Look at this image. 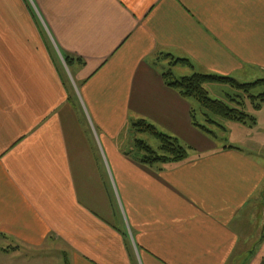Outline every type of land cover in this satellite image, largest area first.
<instances>
[{
  "label": "crops",
  "instance_id": "0c3cea01",
  "mask_svg": "<svg viewBox=\"0 0 264 264\" xmlns=\"http://www.w3.org/2000/svg\"><path fill=\"white\" fill-rule=\"evenodd\" d=\"M165 73L263 81L264 0H0V264H264V104L212 138Z\"/></svg>",
  "mask_w": 264,
  "mask_h": 264
},
{
  "label": "trees",
  "instance_id": "16d2710c",
  "mask_svg": "<svg viewBox=\"0 0 264 264\" xmlns=\"http://www.w3.org/2000/svg\"><path fill=\"white\" fill-rule=\"evenodd\" d=\"M69 61L70 59L67 58L66 62L69 63ZM163 78L167 82V85L177 90L184 99H191L196 103V108H192L190 111L191 123L194 127L212 138H216V134L211 131L210 127L222 128L219 124L221 121L249 123L253 126L255 118L244 111L246 102L251 105L254 111H258L262 104H264V93L259 95L251 94L254 86L259 84L264 85V80L258 81L255 84L240 85L229 78L199 74L183 78L179 81L173 80L169 73H165ZM213 82L230 84L239 94L230 96L227 102L213 100L208 97L204 89V85ZM137 126L139 128L137 131L148 133L159 142L158 149L153 150L144 142L136 141L135 153L139 155L137 161L140 164L149 166L155 163H178L187 158L188 149L182 146L178 140L158 132L155 127L144 121H138L134 124V128Z\"/></svg>",
  "mask_w": 264,
  "mask_h": 264
},
{
  "label": "rangeland",
  "instance_id": "374dc122",
  "mask_svg": "<svg viewBox=\"0 0 264 264\" xmlns=\"http://www.w3.org/2000/svg\"><path fill=\"white\" fill-rule=\"evenodd\" d=\"M221 91L222 92L220 93L219 97L214 95V97L212 96L210 98H212V99H218V100H223L224 102H227L228 101V98L225 95L232 96L231 89L229 87L224 88L222 86ZM250 115L252 116V114H250ZM137 121L135 122V124L137 123ZM224 127H226V126L224 125ZM138 129H139L138 126L135 127V130H136L135 136H137L136 137L137 140L144 142L146 145L150 146L153 150H157L158 149V146H159L158 140L154 136H152V135H150L148 133H141V132L137 131ZM226 129H227V134L228 135L234 134V132L232 131V128L231 127H227ZM218 144L220 146H223L225 144H232V141L230 139L229 140H224L223 138H221V139L218 140ZM260 152L261 151H258L257 150V152H255V153H256L257 156H259V158L261 160H264V158L261 157L262 155L259 154Z\"/></svg>",
  "mask_w": 264,
  "mask_h": 264
}]
</instances>
